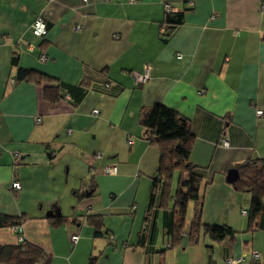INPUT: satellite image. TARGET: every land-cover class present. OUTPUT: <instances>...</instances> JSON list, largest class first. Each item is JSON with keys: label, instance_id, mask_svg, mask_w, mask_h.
Here are the masks:
<instances>
[{"label": "crops", "instance_id": "obj_1", "mask_svg": "<svg viewBox=\"0 0 264 264\" xmlns=\"http://www.w3.org/2000/svg\"><path fill=\"white\" fill-rule=\"evenodd\" d=\"M154 105L190 122L200 222L233 237L212 243L200 228L196 243L170 247L162 184L153 190L160 152L140 124ZM255 161L264 166V0H0V218L20 223L47 264H264L251 194L225 181ZM15 245L1 225L0 246Z\"/></svg>", "mask_w": 264, "mask_h": 264}, {"label": "trees", "instance_id": "obj_2", "mask_svg": "<svg viewBox=\"0 0 264 264\" xmlns=\"http://www.w3.org/2000/svg\"><path fill=\"white\" fill-rule=\"evenodd\" d=\"M178 24L171 25L174 28ZM30 75V71L19 70L18 79H25ZM56 96L53 97L58 99ZM140 124L147 139L155 144L160 152L156 180H153L155 183L153 190H156L157 183L162 184L161 206L166 208L163 209L165 215L171 220L169 231L172 243L170 247L178 246L182 238H188L190 243H196L197 230L200 228L212 243H219L226 237H233L235 232L226 226H205L200 222L197 205L201 200L202 176L189 161L193 142L190 122L172 109L163 105H154L144 112ZM257 165L255 161L237 168L240 179L232 185L237 191H246L251 194V207L248 215L250 227L253 225L251 228L253 232L264 231V166L257 168ZM151 196H154V192ZM169 202L172 203L171 207L168 206ZM190 202L194 204L195 210L189 231L186 232L185 217ZM150 221L151 216L148 213L143 223L144 231L149 228ZM4 224H8L11 228L20 226L18 222L0 218V226ZM95 233L100 232L96 230ZM0 262L2 264H47L44 253L24 241L15 246H0Z\"/></svg>", "mask_w": 264, "mask_h": 264}, {"label": "built area", "instance_id": "obj_3", "mask_svg": "<svg viewBox=\"0 0 264 264\" xmlns=\"http://www.w3.org/2000/svg\"><path fill=\"white\" fill-rule=\"evenodd\" d=\"M84 2H86V0H83ZM166 11H170V6L166 5L165 6ZM77 30L80 29V26L76 27ZM31 33L34 37L36 38H40L42 36H44L46 34V26L44 23V20L41 17H38L34 20L33 24L31 25ZM30 50H32V46H28ZM178 59L181 58L180 55L177 56ZM40 61H44L45 60V56L44 54H41V56L39 57ZM150 75V68L148 66H146L144 68V71L140 74H134V79L140 82H144L146 80H148ZM108 86V85H107ZM93 114L97 115L98 114V110H93ZM262 114L261 111H256V115L260 116ZM37 122H40V120L38 119ZM220 145H222L223 147H228V140H226L225 138H221L220 140ZM14 158H18V154H14L13 155ZM95 158H100L99 154L96 155ZM116 172V167L115 166H106L105 168H103V173L104 174H114ZM11 188L19 191L21 186L20 183L18 181H13L11 183ZM243 214H246V212H243ZM15 231L18 233V243H21L22 241H24L23 239V230L21 226H18L16 228H14ZM79 236L77 235H72L70 237V241L71 243L74 245L77 243ZM246 255H241L237 258H228L226 260L227 264H241L244 259H245ZM250 257L252 259H259L260 255L258 252L256 251H252L250 252Z\"/></svg>", "mask_w": 264, "mask_h": 264}, {"label": "water", "instance_id": "obj_4", "mask_svg": "<svg viewBox=\"0 0 264 264\" xmlns=\"http://www.w3.org/2000/svg\"><path fill=\"white\" fill-rule=\"evenodd\" d=\"M240 179V175H239V171L238 169H235V168H231V169H228L227 172H226V176H225V181L230 184V185H233L235 184L238 180ZM57 216H59V211L56 210L55 212ZM53 214V211L49 212L47 215H52Z\"/></svg>", "mask_w": 264, "mask_h": 264}, {"label": "rangeland", "instance_id": "obj_5", "mask_svg": "<svg viewBox=\"0 0 264 264\" xmlns=\"http://www.w3.org/2000/svg\"><path fill=\"white\" fill-rule=\"evenodd\" d=\"M191 205L187 208V217H186V223H185V228L188 227L189 222H190V217H191Z\"/></svg>", "mask_w": 264, "mask_h": 264}]
</instances>
